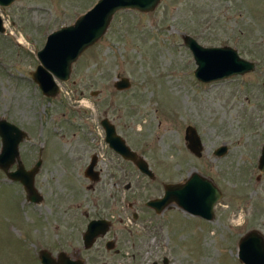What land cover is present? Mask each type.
<instances>
[{"label":"rangeland","instance_id":"obj_1","mask_svg":"<svg viewBox=\"0 0 264 264\" xmlns=\"http://www.w3.org/2000/svg\"><path fill=\"white\" fill-rule=\"evenodd\" d=\"M95 1L0 4V116L27 131L19 143L25 167L41 148L34 184L43 196L29 201L21 183L0 167V264H41V248L54 256L65 250L74 257L78 251L92 259L94 251L84 250L78 236L87 221L131 216L141 207L160 237L158 258L165 253L172 264H244L237 256L239 238L251 228L264 234V171L257 167L264 141V0H159L148 11L119 9L98 40L72 62L69 77L58 81V92L43 94L30 73L39 62L36 51L48 32L72 22ZM183 31L204 45L236 46L254 68L198 79ZM123 75L130 85L119 89L114 81ZM104 115L148 161L154 179L116 157L104 138ZM187 124L200 135V155L186 145ZM221 144L227 148L216 155ZM91 151L100 154L98 166L105 173L92 189L79 167H62L74 158L80 163ZM193 171L211 177L222 191L212 218L176 202L146 211L147 199L163 194L162 182L182 181ZM116 176L130 186L115 185ZM122 199L133 201V207L125 211Z\"/></svg>","mask_w":264,"mask_h":264},{"label":"water","instance_id":"obj_2","mask_svg":"<svg viewBox=\"0 0 264 264\" xmlns=\"http://www.w3.org/2000/svg\"><path fill=\"white\" fill-rule=\"evenodd\" d=\"M14 0H0V4L7 5ZM159 0H96L89 8L77 15L68 24L48 32L44 44L36 51L39 62L30 71L32 78L40 87L43 94L55 95L59 90L58 81L66 80L71 72L72 62L89 45L93 44L105 32L113 14L124 8H136L148 11L155 7ZM4 29L0 16V31ZM184 43L192 51L196 66L194 75L203 81L229 77L244 73L255 66V62L241 56L236 47L230 44L204 45L190 33L183 32ZM264 84V81H263ZM115 87L122 89L130 85V79L123 75L114 81ZM96 93V91H92ZM105 128V139L109 145L124 157L131 159L140 170L151 175L148 161L139 156L125 139L116 131L114 123L107 117L101 119ZM27 131L4 116H0V167L5 174L19 180L30 201H40L41 195L34 184V175L41 163V156L29 168L22 163L19 143L27 138ZM187 147L196 155L201 154L202 142L193 124L185 126ZM227 148L226 144L217 147L214 152L221 155ZM16 162L14 169L10 166ZM258 168L264 171V143L258 157ZM219 187L207 176L193 171L183 181L164 183V193L160 197L149 198L146 203L157 210L175 201L185 210L212 218L214 204L220 198ZM108 227V219L92 218L83 231L85 247L92 244L98 234L104 233ZM237 255L244 264H264V234L257 228L246 231L238 241ZM41 264H84L81 257L70 256L65 250H60L56 256L46 249L39 250Z\"/></svg>","mask_w":264,"mask_h":264},{"label":"flooded vegetation","instance_id":"obj_3","mask_svg":"<svg viewBox=\"0 0 264 264\" xmlns=\"http://www.w3.org/2000/svg\"><path fill=\"white\" fill-rule=\"evenodd\" d=\"M105 116L107 115H104L103 117ZM114 153L116 154V157L119 156L120 161H123L124 163L127 164L128 162H131L133 165L137 167V169H139L138 166L131 159L124 157L122 154H120L117 151H115ZM79 160L80 163L76 162L74 158L71 161V163H69L68 167L65 164L62 167L63 169L71 168L72 170L76 166H77L76 168L79 167V171L81 170L82 174L85 177H87V179L89 180V183L87 185L88 188L90 189L95 188L96 183L99 180H101L102 175L105 174L104 172H102L104 168L98 166V161L100 160V154H98L96 151H91L85 160L82 161V157ZM118 166H119L118 169H120L122 174L124 175L128 174L127 173L128 169L124 168L123 163L118 162ZM118 169L116 170V172H118ZM105 170L106 173L108 174L109 173L113 175L116 174L114 171L112 172V170L109 168H105ZM140 171L152 179H154L155 177L154 176L155 173L152 168H151L152 171L151 175L143 172L142 170ZM258 176L259 174L257 175V178ZM209 178L213 181L211 177ZM14 181L20 182L19 180H14ZM113 183L115 185H119V183H122L124 184L125 187H129L131 184V182L128 179H126V181H124L123 183L122 180H120L117 176L114 179ZM164 183H166V181L162 182L163 187H164ZM40 195L41 197H43L41 193ZM162 195L163 194L155 197H160ZM171 202H175V201H170L166 203L162 209L170 206ZM115 203H117V201H115ZM122 203H123L122 205L125 206L124 209L125 211H127L126 210L127 208L133 207V201L130 200L125 201L122 199ZM146 205H147L146 211H152V210L155 212L161 211V210H157L156 208H154L153 206L147 203ZM140 210H142V212L144 211L142 207ZM140 210L138 211L132 209L131 216L118 215L116 217L115 216L91 217L90 219L101 218V217L108 219V227L104 233L98 234L93 240L92 244L88 247H85L83 243V238H82L83 231L79 233L78 236L82 240L83 249L94 251V253L92 254L93 255L92 259H88L89 257L87 256L85 257L79 256L78 251H76L74 255L77 257H81L84 261V264H89L91 262L93 264H97V263L98 264H170V263L172 264L173 259H171L165 253L160 258L157 257V255H159L161 252V249L159 247L160 237L158 233L155 231L154 228L155 226H153L152 224L153 218L151 220L146 219L147 216H143ZM129 256H131V258L128 259Z\"/></svg>","mask_w":264,"mask_h":264},{"label":"bare ground","instance_id":"obj_4","mask_svg":"<svg viewBox=\"0 0 264 264\" xmlns=\"http://www.w3.org/2000/svg\"><path fill=\"white\" fill-rule=\"evenodd\" d=\"M23 39V38H22Z\"/></svg>","mask_w":264,"mask_h":264}]
</instances>
